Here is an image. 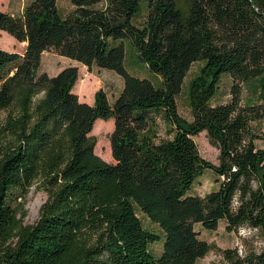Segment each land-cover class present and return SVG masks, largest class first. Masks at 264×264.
Listing matches in <instances>:
<instances>
[{"label": "trees", "instance_id": "obj_1", "mask_svg": "<svg viewBox=\"0 0 264 264\" xmlns=\"http://www.w3.org/2000/svg\"><path fill=\"white\" fill-rule=\"evenodd\" d=\"M32 0L0 11V30L26 42L0 48V264H195L213 246L197 224L246 226L261 241L220 249L223 264H264V0ZM143 5L146 16L136 22ZM130 48L149 71L132 74ZM45 51L119 74L113 102L99 89L81 101L77 66L39 72ZM188 85L192 119L178 108ZM225 76L230 99L214 102ZM114 118L110 163L95 151L97 119ZM206 131L218 163L194 136ZM217 188L191 194L205 171ZM47 193L33 224L24 202ZM139 212L159 227H146ZM162 242L156 255L151 244Z\"/></svg>", "mask_w": 264, "mask_h": 264}, {"label": "rangeland", "instance_id": "obj_2", "mask_svg": "<svg viewBox=\"0 0 264 264\" xmlns=\"http://www.w3.org/2000/svg\"><path fill=\"white\" fill-rule=\"evenodd\" d=\"M30 1L32 0H0V11L17 15L23 11L24 7ZM59 7L63 13H66L72 8V5L70 0H59ZM145 16L146 6L143 5L141 13L136 17V22L143 21ZM0 48L24 54L26 45L15 39L8 32L0 30ZM126 63L132 74L150 78L157 83L160 82V77L150 72L148 67L137 59L135 53L130 48H128ZM70 65L77 66L79 69V78L74 86V92L78 94L81 101L92 104L95 99V93L99 89H104L107 92L110 101L113 102L123 88V78L115 71L99 68L97 66L89 68L77 60L67 58L53 51H45L43 53L39 72H47L50 75H55L63 68ZM200 67L201 63L199 62H195L192 65L186 78L183 91L177 99L179 112L187 119H192L189 105L188 85L190 79L199 71ZM230 87L231 78L230 76H225L219 92L214 97L213 101H228L230 99ZM97 120L99 121L97 122L96 127L94 128V123L93 129L90 133L97 139L95 151L106 161L114 163L115 160L112 156L110 142V135L114 129V118ZM258 132L261 137L256 140V144L258 147L264 148V125H261L260 128L258 127ZM194 139L201 155L214 163H218L219 149L210 142L206 131L195 135ZM217 186L218 184L216 183L215 174L212 171L207 170L195 181L190 193L204 196L206 193L216 189ZM46 199L47 193L45 190L35 184L27 194L26 198H19L18 201H14L15 206H18V208L20 207L21 202H24L25 204L24 209L27 210V215L24 219V223L33 224L38 220L41 205ZM139 216L146 227L156 232H160L159 227L153 224L147 216L140 212ZM196 228L200 233V238L210 243L213 248L203 258L198 259L195 264H223V258L219 250L233 247L243 249L244 239H254L255 244L258 247L263 244V241L259 239L258 234L246 226H243L236 231H228L226 229V222L221 221L218 228L214 230L206 229L200 224H197ZM150 248L154 254L158 255L162 250V242L159 241L153 243Z\"/></svg>", "mask_w": 264, "mask_h": 264}, {"label": "bare ground", "instance_id": "obj_3", "mask_svg": "<svg viewBox=\"0 0 264 264\" xmlns=\"http://www.w3.org/2000/svg\"><path fill=\"white\" fill-rule=\"evenodd\" d=\"M22 44L26 45V42H22ZM98 121H99V120H97V121L95 122L94 128L96 127V124H97ZM103 122H106V121H103ZM112 127H113V126H112Z\"/></svg>", "mask_w": 264, "mask_h": 264}]
</instances>
